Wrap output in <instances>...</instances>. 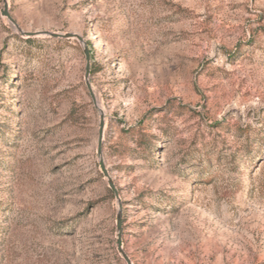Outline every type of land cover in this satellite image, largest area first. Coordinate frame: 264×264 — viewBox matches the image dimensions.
I'll use <instances>...</instances> for the list:
<instances>
[{
    "label": "rangeland",
    "instance_id": "obj_1",
    "mask_svg": "<svg viewBox=\"0 0 264 264\" xmlns=\"http://www.w3.org/2000/svg\"><path fill=\"white\" fill-rule=\"evenodd\" d=\"M77 34L133 264H264V0H8ZM0 0V264H127L77 39Z\"/></svg>",
    "mask_w": 264,
    "mask_h": 264
},
{
    "label": "water",
    "instance_id": "obj_2",
    "mask_svg": "<svg viewBox=\"0 0 264 264\" xmlns=\"http://www.w3.org/2000/svg\"><path fill=\"white\" fill-rule=\"evenodd\" d=\"M3 16H6L11 23H13L18 29L19 31L26 36L29 37H35V36H39V35H48L54 38H61V39H77L80 43H82L84 45V53L86 56V74H85V79H86V85L88 88V91L90 93V96L93 100L94 105L99 109L100 111V126H99V132H98V147H97V153H98V157H99V161H100V165L101 168L103 170V173L105 175V177L108 180V184L109 187L112 189V191L115 193L116 198L118 200V204H119V214H118V219H117V229H118V240H117V244H118V250L120 252V254L123 256L124 260L127 262V264H133L132 261L130 260V258L128 257V255L126 254V252L123 249L122 246V224H123V220H122V208H123V204L121 202L120 199V195H119V191L116 187V184L114 183L113 179L110 176V173L107 169L106 163H105V159H104V155H103V144H104V133H105V126H106V117H105V113L104 111L99 107V102L97 100V97L93 91V87L90 81V76H91V54H90V50L87 46V44L85 43L83 37H81L80 35L77 34H72V33H67V34H58V33H49V32H43V33H29V32H24L22 31L19 27L17 22L14 20V18L11 16L10 13V7H9V3L8 0H4V10L2 12Z\"/></svg>",
    "mask_w": 264,
    "mask_h": 264
},
{
    "label": "bare ground",
    "instance_id": "obj_3",
    "mask_svg": "<svg viewBox=\"0 0 264 264\" xmlns=\"http://www.w3.org/2000/svg\"><path fill=\"white\" fill-rule=\"evenodd\" d=\"M99 107L103 110L101 103L99 102Z\"/></svg>",
    "mask_w": 264,
    "mask_h": 264
}]
</instances>
